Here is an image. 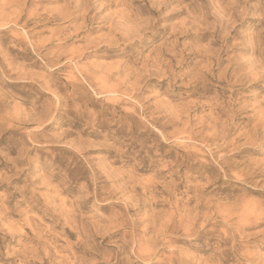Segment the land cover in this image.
Instances as JSON below:
<instances>
[{"label": "rangeland", "instance_id": "1", "mask_svg": "<svg viewBox=\"0 0 264 264\" xmlns=\"http://www.w3.org/2000/svg\"><path fill=\"white\" fill-rule=\"evenodd\" d=\"M0 264H264V0H0Z\"/></svg>", "mask_w": 264, "mask_h": 264}, {"label": "bare ground", "instance_id": "2", "mask_svg": "<svg viewBox=\"0 0 264 264\" xmlns=\"http://www.w3.org/2000/svg\"><path fill=\"white\" fill-rule=\"evenodd\" d=\"M243 214V213H242Z\"/></svg>", "mask_w": 264, "mask_h": 264}]
</instances>
